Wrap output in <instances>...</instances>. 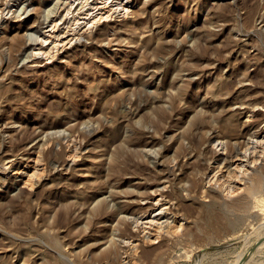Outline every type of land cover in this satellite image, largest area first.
Wrapping results in <instances>:
<instances>
[{
  "label": "rangeland",
  "instance_id": "obj_1",
  "mask_svg": "<svg viewBox=\"0 0 264 264\" xmlns=\"http://www.w3.org/2000/svg\"><path fill=\"white\" fill-rule=\"evenodd\" d=\"M8 1L0 264H264V146L251 164L263 179L253 197L239 188L249 177L226 191L213 181V169L233 174L230 156L264 136V0H138L51 59L35 52L45 20L65 7L33 0L20 21L1 18ZM38 158L31 181L15 174ZM157 199L164 223L149 231L176 228L150 245L139 222L162 210Z\"/></svg>",
  "mask_w": 264,
  "mask_h": 264
},
{
  "label": "bare ground",
  "instance_id": "obj_2",
  "mask_svg": "<svg viewBox=\"0 0 264 264\" xmlns=\"http://www.w3.org/2000/svg\"><path fill=\"white\" fill-rule=\"evenodd\" d=\"M136 1L138 2V0H58L55 2V4L52 3L54 6H51L52 9H50V11H52L53 9L58 10L60 8V6H62V8L64 6L65 7L64 10L66 11V14L63 13L64 14L63 18L61 20H58V21H57V19H55V20H53V22H51V21H49V17H48V19L45 20L46 22L44 24H48V27L51 25L52 27H50L49 30L47 28V31L45 30L44 34L42 33L43 35H41V39L38 37L40 39L41 45H40V48L38 50H36L35 55L36 56L41 55V57H42V55L44 54L46 56V58L48 57L49 59H51L52 56H54L55 54H58L60 51H63L64 49H66L67 45L73 44L75 39H76L75 41L80 42L83 39L84 34L88 33V30H91L92 27L100 25L98 27L100 30H103L104 28L105 29L110 28L109 26L111 24H113L111 22H113L114 17H116V18L119 17V18L124 19V18H127L129 14L134 12L133 10L131 11V8H132V6L133 7L135 6ZM32 3H33V0H14V1L9 0L8 2H6L4 4L5 7L3 8L2 12H1V18H4V17L8 18V17L14 16L16 19L19 18L20 21L22 19L28 18L31 11L35 7V5ZM45 4H47V3H45ZM47 16H49V15H47ZM67 20H69V21L67 22ZM0 21H1V19H0ZM51 23H53V24H51ZM62 25H65V27L63 26L64 28L63 27L61 28ZM38 32H40V31H38ZM35 33H36V31H35ZM38 34L39 33H37V35ZM24 37L27 40L33 41L36 38V35L29 32V30H27V32L24 34ZM102 37H105V35L102 34ZM96 41H98V40H96ZM29 46L30 45L25 44V47H24L25 54L27 52H29V49H31ZM38 47H39V45H38ZM28 55L30 56V52ZM28 55L24 56V57H26V60L28 59L27 58ZM45 56H43V57H45ZM23 59L25 60V58H23ZM56 133H58V132H52V133H50V135H52V134L55 135ZM255 138H256V140L254 142H255L256 146L253 144L255 146L253 149L254 150L253 152H250V148H248V147L243 149V150H245L244 152H242L243 150L241 151V149H240V153L238 155L236 154L235 158L230 156L229 161L227 163H225L226 165L229 166V168H231L233 174H231L230 169L228 171H226L228 168L225 169L226 167L224 168V166L221 167L219 165L215 169H213L214 180L213 179L212 180L215 181V183H217L218 188L226 191L228 185H231V179L236 178V180H237V178H238V180L241 181L242 178L246 179L245 177H247V180L250 178L248 185L244 189H241V188H243L245 185L243 187H239V188H240L241 192L244 191L248 195L247 198L249 196L250 197L254 196L255 192L259 189V186L262 183L263 179L260 176H258L257 174L253 173V171H252L253 169L251 170V168H252L251 164H254L253 165V167H254L255 164H257V161L259 160L258 158H257L258 159L257 161L255 160V158L257 156L256 153H257L259 148H262L264 146V136L262 137L261 140H259L258 137H255ZM224 144H225V142H223L222 140H218L215 145H217V147L219 148L221 146L223 147ZM247 145H248V142H247ZM250 146H252V145H250ZM261 151H262V149H261ZM260 153H263V152H260ZM252 155H254V156L252 157ZM259 157H261V156H259ZM39 158L36 161H34V164L28 166L27 168L25 167V169H21L20 167H16V169H15L16 173L15 174L16 175L25 174L26 176L29 175V177H30L29 180L31 181V179L33 177H35L36 174L40 171L39 166H40L41 160ZM255 161H256V163H255ZM31 170H34L32 174H30ZM250 170L252 171L251 173L254 174V175L252 174L253 176L250 175L251 174ZM221 171H223V173H225V172L227 173V176H228L227 180L223 179L225 177H223V178L220 177L219 172H221ZM210 177H212V176H210ZM209 181H211V180H209ZM213 181L211 183H213ZM235 190H234V192H235ZM159 191L157 193H155L156 195L152 194V197L149 196L151 201H156V197L159 196L157 194L160 193ZM230 191L232 194V192H233L232 189H230ZM234 192H233V194H234ZM238 192L241 193L240 191H238ZM162 196L160 195L159 199H161ZM244 197H245V195H244ZM159 201L160 200L157 199V202L154 205L155 207H158L160 205ZM240 203L242 204V202H240ZM161 207H162V205L159 206V208H161ZM159 208H156V210ZM163 210L164 209L160 210V212L159 211L155 212L154 213L155 215L151 214L150 216L143 218V220L142 221L140 220L139 223H141L142 225H148V227L147 226L146 227H147V230L149 231V229H148L149 225H153L152 223L155 222V220L161 221L160 219L163 218V216H162ZM168 210L169 209H167V211ZM167 219L168 218H166V220ZM167 221H169V220H167ZM169 222L171 223V221H169ZM169 222H166V223H169ZM157 223H164V222L161 221V222H157ZM157 223H156V225H154L153 228L150 226L152 228V230H150L149 232H147L146 230L145 231L147 233L143 232L144 236H143V239H141L142 243H148L150 245L156 244V241L158 239H160V237H162L164 234L170 235L173 232V229L176 228V227L174 228L175 225H173L172 223H171L172 224L171 226L168 225L169 226L168 228H167V226H165L166 228H164L162 225L157 226ZM142 225L139 224V226H141V228H142ZM137 226H136V228L139 230L140 228H138ZM142 229H144V228H142ZM164 229H167V230H164ZM140 231H142V230H140ZM174 233H175V231H174ZM171 236L173 237L172 234H171ZM135 249H137V248H135Z\"/></svg>",
  "mask_w": 264,
  "mask_h": 264
}]
</instances>
